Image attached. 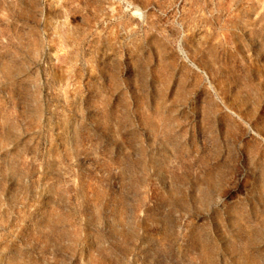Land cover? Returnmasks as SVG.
Here are the masks:
<instances>
[{
	"label": "rangeland",
	"instance_id": "374dc122",
	"mask_svg": "<svg viewBox=\"0 0 264 264\" xmlns=\"http://www.w3.org/2000/svg\"><path fill=\"white\" fill-rule=\"evenodd\" d=\"M0 264H264V0H0Z\"/></svg>",
	"mask_w": 264,
	"mask_h": 264
}]
</instances>
